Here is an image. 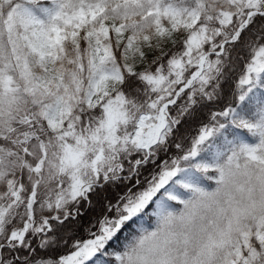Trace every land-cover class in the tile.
<instances>
[{
  "label": "snow or ice",
  "instance_id": "snow-or-ice-1",
  "mask_svg": "<svg viewBox=\"0 0 264 264\" xmlns=\"http://www.w3.org/2000/svg\"><path fill=\"white\" fill-rule=\"evenodd\" d=\"M0 264H264V0H0Z\"/></svg>",
  "mask_w": 264,
  "mask_h": 264
},
{
  "label": "trees",
  "instance_id": "trees-1",
  "mask_svg": "<svg viewBox=\"0 0 264 264\" xmlns=\"http://www.w3.org/2000/svg\"><path fill=\"white\" fill-rule=\"evenodd\" d=\"M232 87H234V85L225 84L224 93L218 101L212 102L205 108L198 110L194 117L185 119L184 123L181 125V132L188 138V140H190L191 137L197 134L202 122H207V112L209 108H219L228 102L231 97ZM120 191H122L121 188H113L109 186L104 191L94 194L92 197L94 206L91 208H88L87 206L82 208L83 215L77 221H69L65 226L66 229L71 230L68 233V236L70 238L68 239L67 246L59 247L56 251V254L65 253L66 251H68L75 239L82 240L87 238V233L84 231V229L90 219H93L95 216L99 215L101 203L104 199V196L107 195L109 199H114L116 194ZM61 234H63V232ZM117 243H119V241L114 242L111 247H116Z\"/></svg>",
  "mask_w": 264,
  "mask_h": 264
},
{
  "label": "rangeland",
  "instance_id": "rangeland-1",
  "mask_svg": "<svg viewBox=\"0 0 264 264\" xmlns=\"http://www.w3.org/2000/svg\"><path fill=\"white\" fill-rule=\"evenodd\" d=\"M87 238H88V237H87ZM87 238H85V239H87ZM82 240H83V239H82ZM71 250H72V248H70L68 251H71ZM68 251H66V252H68ZM66 252H65V253H66Z\"/></svg>",
  "mask_w": 264,
  "mask_h": 264
}]
</instances>
